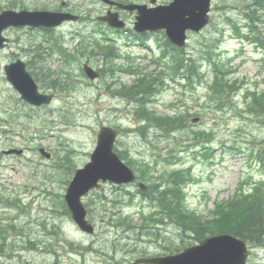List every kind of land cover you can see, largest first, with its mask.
<instances>
[{"label": "rangeland", "instance_id": "374dc122", "mask_svg": "<svg viewBox=\"0 0 264 264\" xmlns=\"http://www.w3.org/2000/svg\"><path fill=\"white\" fill-rule=\"evenodd\" d=\"M24 40L27 39L22 37V41ZM132 50L138 52L143 50V48L135 46L132 48ZM128 51H130V49H128ZM40 59L41 57L34 62L36 63ZM55 68V66H52V69ZM152 69L153 66L150 65V70L152 71ZM256 79V76L252 78V80ZM169 86L172 87V91L164 92V94H161L162 96H160V106L156 110L158 115H163V113L166 111L164 107H167V105L170 103H178L181 106L182 111L189 110L190 113L201 109V105L204 102V96L206 93L205 88L202 87L198 90V92L195 93L187 91L186 94H184L182 87H179L178 85L175 86V88L172 85ZM95 94L96 91L94 88L83 87L78 92H76L75 95L78 98V102L82 104L84 101H90L91 98H94ZM9 98L10 95L7 93V86L0 78V117L4 118L5 120H9L11 114ZM108 103H112V101H107L105 104H103V108L98 109H96V104L94 103L88 105L89 108H86L85 114L81 115L76 120L74 125L64 126L61 121H56L55 124L51 126H56L53 131H57V135L61 134L60 138L52 136L46 138V140L40 139L38 137L33 138L30 133L38 131V127H41L44 121L30 122L31 119H28L29 122L27 125L29 126V124H31V127L28 132H25L24 137L22 135L16 134L13 137L8 138L0 132V153H2L3 150L12 147L19 148L20 145L33 147L34 145L38 144L45 145L49 151L54 152V150L61 147L62 143H64L65 145H69L70 147L77 149L78 152L75 151L71 157L76 167L80 168L86 163L87 153L91 152L94 148L96 142V133L99 129L98 121H103L104 124L113 123V121L117 119H123L122 121L130 123L134 121L132 115H126L125 111L122 109L119 110H122L123 112H116L114 108H109L110 105H108ZM97 111L99 112L98 115L96 114ZM44 113V117L51 115V113L47 110L44 111ZM100 113L101 115H99ZM192 115H194V113ZM206 121V126L208 128L213 127L214 130H218L219 134L216 136V139L227 142L234 140L243 142L244 140H247L248 137H252L253 135H258L264 132V128L260 127L258 124H251L242 121H230L228 124H224L222 121H219L217 122L218 124L215 125L214 120L211 121L208 119ZM16 123L17 122H10L8 125L13 127L16 126ZM201 123L202 120L200 121V124ZM0 124L3 123L0 121ZM236 125H239V127L242 129L241 132H237ZM31 138L33 140L28 141V139ZM134 138L136 137H127L128 140H124V142L127 144L125 147L131 151H141L144 153V155H148V152L144 150L145 146L143 141L141 139L138 140ZM60 139H63V141H60ZM122 147L120 148L122 149ZM29 156L34 157L35 161H40L43 163V160L39 156L37 157L32 149L28 151L27 157L23 159H27ZM212 156L215 161H218V164L208 168V170H211V173L209 175L207 174L208 180L210 182L205 184V186L203 184V187L199 188L200 192L205 188L208 191L207 208H210L212 201L215 199H227L231 197L236 185L238 184L239 177L247 171V168L244 166L246 159L244 155H236L233 157L230 153H225L224 150L220 148L218 151L213 152ZM20 160L22 159H16L13 157L2 158V164L0 166V187L2 190H4L3 185H5V187H7L6 192L8 195L20 197V199L23 201V204L25 205V210L21 211L19 208L13 209L6 206L8 208L7 209L0 205V220H4L5 224L19 222L17 225L23 227L26 232L37 236L38 241H42L39 243L42 248L50 245V242H54L55 247L58 249L60 245H64L65 248H67V245L64 242H61L60 240H54L50 236L45 237L44 231L42 229V223L52 220L49 219V209L55 205L56 200H60L59 196L64 195L65 193V188L67 186L66 182L68 180L67 168H65V170L62 168L60 170H56L50 166L49 169H45L42 166L35 167L34 165H30L26 160ZM58 160L59 159H57V162ZM36 171H38V173H36ZM203 173L205 174V171H203ZM45 175H48V177ZM106 189L107 187L105 188L104 193ZM49 192L53 193L52 195L54 196L55 202L51 200V197L45 194ZM112 196L113 195L111 194L109 197ZM93 197L95 198V195H93ZM90 202L91 200L88 201V203ZM137 202H140V199H138ZM102 215L104 214L98 212H95L94 214V217L99 219L101 237L100 239L94 238L93 242L96 248L107 249L109 247L107 242H109L112 238L114 239L117 233L112 232L106 222L103 224L100 223L102 221ZM63 223L66 229L71 232L68 233L69 235H77L76 237H79L76 226H74L72 223L70 224L68 218L63 219ZM163 234L165 235V233ZM66 236L69 237L68 235ZM177 242L179 243V240ZM122 244H124V242ZM152 247L154 250H149L155 251L158 249L154 245ZM60 250L66 251L67 249L61 247ZM19 253L20 254L18 255H21L22 258H18L16 256L11 260V262H7V264H18L25 259H29L30 264L50 263L48 260L49 256L47 254L40 253L39 251ZM60 255H62V253H60ZM90 256L91 255L89 254L85 260L79 259L77 261H70L67 255H62L64 264H102L101 260L103 257L98 254L94 255L93 257ZM262 257H264V255L259 256V258Z\"/></svg>", "mask_w": 264, "mask_h": 264}, {"label": "water", "instance_id": "95a60500", "mask_svg": "<svg viewBox=\"0 0 264 264\" xmlns=\"http://www.w3.org/2000/svg\"><path fill=\"white\" fill-rule=\"evenodd\" d=\"M195 7L193 3H185L179 0L176 9L173 7L164 8L158 11L150 18L139 17L142 21H152L153 28H166L170 37L178 41L179 37H185L184 32L187 28L199 30V26L188 25L196 18L194 17ZM185 14L192 16L185 20ZM26 98L34 103L49 102L50 97L41 96L36 91L20 87ZM111 144L106 138H101L100 147L92 157V163L86 169L77 172L71 187L68 190L67 202L74 213L75 220L81 227L89 231L91 226L84 221L85 211L80 203V197L89 188L96 185L99 178L111 179L116 182H127L132 180L131 173L120 163L118 158L113 155H107L106 150ZM227 249L228 254L222 253L221 250ZM201 253V254H200ZM247 253L245 246L240 244L234 248L232 240L229 237H220L206 240L202 246L186 250L185 253L176 257L165 259V264H245ZM154 264H158L155 262Z\"/></svg>", "mask_w": 264, "mask_h": 264}, {"label": "trees", "instance_id": "16d2710c", "mask_svg": "<svg viewBox=\"0 0 264 264\" xmlns=\"http://www.w3.org/2000/svg\"><path fill=\"white\" fill-rule=\"evenodd\" d=\"M146 121L170 126L182 125L187 120L184 116L178 119L169 117L158 119L151 115L146 116ZM173 176L176 184L185 181V177L180 173ZM180 222L195 231L197 240L212 232L227 231L236 233L256 246H262L264 244V184L247 197L236 195L228 202L218 205L215 219L204 221L194 216H184L181 217Z\"/></svg>", "mask_w": 264, "mask_h": 264}, {"label": "bare ground", "instance_id": "6f19581e", "mask_svg": "<svg viewBox=\"0 0 264 264\" xmlns=\"http://www.w3.org/2000/svg\"><path fill=\"white\" fill-rule=\"evenodd\" d=\"M40 57H42V56L38 55L37 57H35L34 61H36Z\"/></svg>", "mask_w": 264, "mask_h": 264}]
</instances>
